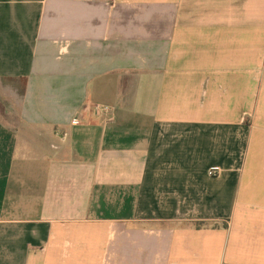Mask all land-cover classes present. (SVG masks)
Returning <instances> with one entry per match:
<instances>
[{
    "label": "crops",
    "instance_id": "obj_1",
    "mask_svg": "<svg viewBox=\"0 0 264 264\" xmlns=\"http://www.w3.org/2000/svg\"><path fill=\"white\" fill-rule=\"evenodd\" d=\"M0 264H264V0H0Z\"/></svg>",
    "mask_w": 264,
    "mask_h": 264
},
{
    "label": "built area",
    "instance_id": "obj_2",
    "mask_svg": "<svg viewBox=\"0 0 264 264\" xmlns=\"http://www.w3.org/2000/svg\"><path fill=\"white\" fill-rule=\"evenodd\" d=\"M109 112H110V108H108V107H101V106L96 107V113H97V114H104V115H107ZM219 172H220V170H218V169H213V170H211V171L209 172V175H210L211 177H216V176L219 175Z\"/></svg>",
    "mask_w": 264,
    "mask_h": 264
}]
</instances>
